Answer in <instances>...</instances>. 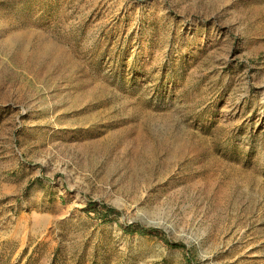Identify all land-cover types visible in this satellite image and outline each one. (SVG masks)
Segmentation results:
<instances>
[{"label":"rangeland","instance_id":"1","mask_svg":"<svg viewBox=\"0 0 264 264\" xmlns=\"http://www.w3.org/2000/svg\"><path fill=\"white\" fill-rule=\"evenodd\" d=\"M0 264H264V0H0Z\"/></svg>","mask_w":264,"mask_h":264},{"label":"trees","instance_id":"2","mask_svg":"<svg viewBox=\"0 0 264 264\" xmlns=\"http://www.w3.org/2000/svg\"><path fill=\"white\" fill-rule=\"evenodd\" d=\"M83 211H85L87 214H91L94 218L100 220L101 222L116 221L120 215V211L115 207L93 200H89L87 202L86 206L83 208ZM121 228L122 231L129 236L157 237L164 243L165 246L178 248L184 251L186 259L189 258V249L184 243L170 241L158 228L146 226L137 222L124 224Z\"/></svg>","mask_w":264,"mask_h":264}]
</instances>
